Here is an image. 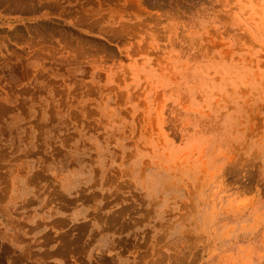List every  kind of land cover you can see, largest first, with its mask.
<instances>
[{
    "label": "rangeland",
    "instance_id": "374dc122",
    "mask_svg": "<svg viewBox=\"0 0 264 264\" xmlns=\"http://www.w3.org/2000/svg\"><path fill=\"white\" fill-rule=\"evenodd\" d=\"M15 1L0 264H264V0Z\"/></svg>",
    "mask_w": 264,
    "mask_h": 264
},
{
    "label": "bare ground",
    "instance_id": "6f19581e",
    "mask_svg": "<svg viewBox=\"0 0 264 264\" xmlns=\"http://www.w3.org/2000/svg\"><path fill=\"white\" fill-rule=\"evenodd\" d=\"M13 1L16 2L15 0H13ZM17 2H18V1H17ZM23 2H24V1L21 2V0H20V2H18V3L20 4V3H23ZM11 3H12V2H11ZM15 4H16V3H15ZM12 5H13V4H12ZM17 5H18V4H17ZM14 6H15V5H14ZM63 246H65V245H63Z\"/></svg>",
    "mask_w": 264,
    "mask_h": 264
}]
</instances>
